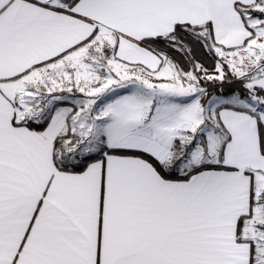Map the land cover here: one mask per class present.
<instances>
[{
	"label": "snow or ice",
	"instance_id": "snow-or-ice-1",
	"mask_svg": "<svg viewBox=\"0 0 264 264\" xmlns=\"http://www.w3.org/2000/svg\"><path fill=\"white\" fill-rule=\"evenodd\" d=\"M0 264H264V0H0Z\"/></svg>",
	"mask_w": 264,
	"mask_h": 264
}]
</instances>
